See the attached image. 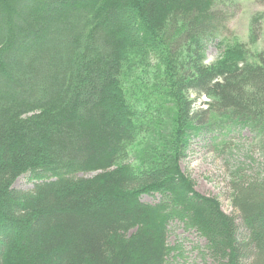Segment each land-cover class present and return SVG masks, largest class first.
Masks as SVG:
<instances>
[{
    "label": "trees",
    "instance_id": "obj_1",
    "mask_svg": "<svg viewBox=\"0 0 264 264\" xmlns=\"http://www.w3.org/2000/svg\"><path fill=\"white\" fill-rule=\"evenodd\" d=\"M228 9L222 0H0V264H167L177 220L207 240L214 264H264V180L235 181L228 215L166 155L122 165L145 116L151 124L159 114L135 111L124 84L131 60L160 64L155 90L172 100L177 134L241 127L264 144V51L233 41ZM212 42L224 55L208 67ZM27 174L33 188H16ZM155 195L158 204L142 201Z\"/></svg>",
    "mask_w": 264,
    "mask_h": 264
},
{
    "label": "rangeland",
    "instance_id": "obj_2",
    "mask_svg": "<svg viewBox=\"0 0 264 264\" xmlns=\"http://www.w3.org/2000/svg\"><path fill=\"white\" fill-rule=\"evenodd\" d=\"M222 4L233 14L228 26L235 38L233 41L246 44L252 53L263 52L264 0H222ZM217 42L204 46L202 58L208 67L216 65L224 55V47ZM135 64L131 60L124 74L126 88L133 89L131 98L137 104L135 111L149 112L152 108L159 114L151 124L146 122L145 116L144 128L129 143L130 156L122 165L147 168L166 155L179 167L198 195L216 199L221 210L232 215L233 183L242 177L264 180V144L252 130L241 127L227 130L191 126L183 130V135L177 134L180 129L175 125L177 114L172 100L167 98L169 102H164L160 97L163 91L155 90L159 88L156 83L161 74L154 66L160 64L151 63L150 67ZM206 101V97L201 98V102ZM36 182L27 174L15 186L31 190ZM160 200L159 195L142 197L144 203L151 205ZM168 244L171 252L167 264H214L208 255L207 240L196 229L178 220L170 224Z\"/></svg>",
    "mask_w": 264,
    "mask_h": 264
}]
</instances>
